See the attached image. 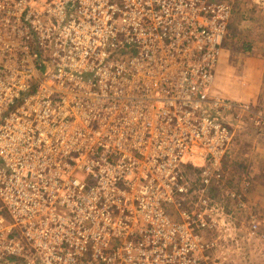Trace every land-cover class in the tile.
<instances>
[{"label":"built area","instance_id":"2783aa9c","mask_svg":"<svg viewBox=\"0 0 264 264\" xmlns=\"http://www.w3.org/2000/svg\"><path fill=\"white\" fill-rule=\"evenodd\" d=\"M232 10L0 0V264H215L247 208L213 193L223 114L248 111L215 92L256 82L220 69Z\"/></svg>","mask_w":264,"mask_h":264},{"label":"rangeland","instance_id":"374dc122","mask_svg":"<svg viewBox=\"0 0 264 264\" xmlns=\"http://www.w3.org/2000/svg\"><path fill=\"white\" fill-rule=\"evenodd\" d=\"M228 1L233 10L220 69L244 74L264 86V0ZM220 81L215 93L227 98L235 87L224 79ZM244 89L236 92L244 97L234 102L248 111L226 112L235 135L224 159V175L215 182L213 193L220 199L225 190H235L243 195L247 208L238 209L241 219L233 236H215V264H264V93L250 101L249 91ZM6 216L10 218L8 212ZM253 218L258 223L256 235L248 233Z\"/></svg>","mask_w":264,"mask_h":264},{"label":"crops","instance_id":"0c3cea01","mask_svg":"<svg viewBox=\"0 0 264 264\" xmlns=\"http://www.w3.org/2000/svg\"><path fill=\"white\" fill-rule=\"evenodd\" d=\"M220 82L221 81L218 80V84ZM263 84H264V78H263ZM234 87H235V89L229 90L230 93L228 94L229 96L227 98H230V99L235 100V101H236V99H238L242 96L244 97V95H242V94H237L238 91H240L244 88H245L244 91H249L248 98L250 101L255 100L259 96H262V94L264 93V86L263 85L250 84V85H246V86H240L239 84H234Z\"/></svg>","mask_w":264,"mask_h":264},{"label":"trees","instance_id":"16d2710c","mask_svg":"<svg viewBox=\"0 0 264 264\" xmlns=\"http://www.w3.org/2000/svg\"><path fill=\"white\" fill-rule=\"evenodd\" d=\"M226 114H227V113L223 114V117H224L225 119H226Z\"/></svg>","mask_w":264,"mask_h":264}]
</instances>
